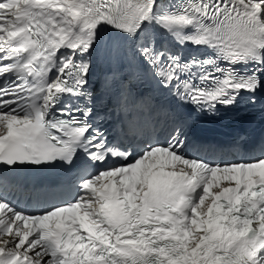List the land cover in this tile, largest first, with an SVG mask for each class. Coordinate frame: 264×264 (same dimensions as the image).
Listing matches in <instances>:
<instances>
[{
  "label": "snow or ice",
  "instance_id": "obj_1",
  "mask_svg": "<svg viewBox=\"0 0 264 264\" xmlns=\"http://www.w3.org/2000/svg\"><path fill=\"white\" fill-rule=\"evenodd\" d=\"M245 102L264 0H0V174L78 173L36 213L0 192V264H264V150L227 159L181 111Z\"/></svg>",
  "mask_w": 264,
  "mask_h": 264
},
{
  "label": "bare ground",
  "instance_id": "obj_2",
  "mask_svg": "<svg viewBox=\"0 0 264 264\" xmlns=\"http://www.w3.org/2000/svg\"><path fill=\"white\" fill-rule=\"evenodd\" d=\"M229 159H231L230 157H229ZM232 160V159H231Z\"/></svg>",
  "mask_w": 264,
  "mask_h": 264
}]
</instances>
